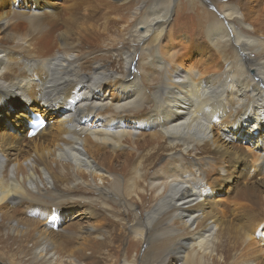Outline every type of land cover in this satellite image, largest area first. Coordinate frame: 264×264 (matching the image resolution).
Listing matches in <instances>:
<instances>
[{
	"label": "bare ground",
	"instance_id": "obj_1",
	"mask_svg": "<svg viewBox=\"0 0 264 264\" xmlns=\"http://www.w3.org/2000/svg\"><path fill=\"white\" fill-rule=\"evenodd\" d=\"M9 1L0 264H108L126 237L157 246L141 264H264L259 0L200 8L194 39L174 0ZM32 114L48 122L34 138ZM231 178L242 190L222 203ZM72 208L97 223L60 228Z\"/></svg>",
	"mask_w": 264,
	"mask_h": 264
},
{
	"label": "rangeland",
	"instance_id": "obj_2",
	"mask_svg": "<svg viewBox=\"0 0 264 264\" xmlns=\"http://www.w3.org/2000/svg\"><path fill=\"white\" fill-rule=\"evenodd\" d=\"M174 1H176V3L178 4V8L176 7L175 13L173 15V22L175 24V30H177L178 33L180 32V35H187L189 37V39H194L197 37V30H196V28H194V24H195L194 17L196 15L200 16L199 13H201L202 9L205 8L210 13H214V14L218 15V13H219L218 10L222 9L221 3L226 4L229 2H233L236 6H238L241 3H243L242 1H244V0H217V1L216 0L215 1L214 0L213 1L212 0H196V1L192 0V3H191V1H188V0H178V1L174 0ZM254 1L255 0H252L250 3L252 6L256 5ZM7 2H8L7 5L11 4V1H9V0H7ZM215 2L218 6L216 4H214ZM18 3L19 4L23 3V0H20ZM259 4L260 5H256L258 7L257 9H261L262 7H264V0H259ZM184 5H187V6L185 7ZM10 6H12V4ZM179 8H180V10H178ZM200 8H201V10H200ZM189 34H192L190 36H193V37H190ZM194 35H196V36H194ZM86 49H88V48H86ZM110 96L111 95L108 94L109 98H111ZM18 101H19V99L17 100V102ZM19 102L24 103L23 100H21ZM2 115H5V113H2ZM0 120L4 121L5 120L4 116H3V119L1 117ZM253 124L254 123L252 122L248 126H245L244 128L248 131H251V132L256 131V130H261L260 127H256V128L253 127L254 126ZM255 135H258V133L255 132ZM261 162L264 164L263 159ZM239 182H240V179L231 178L230 180H228L222 184V186L220 187V192H222L223 196H221V197L222 198L226 197L225 199H223L222 203H225V202L228 203V201L232 202V201H234L233 200L234 197H237L240 194L239 192L242 190V186ZM81 210H82V208H75V209L72 208V210L67 212V216L64 217V219L62 220V223L59 225L60 228H69V227L78 228L79 226H86L88 224H94L95 222L97 223L96 219L92 215H87L84 212L82 214H80ZM229 210L232 211L231 207L229 208ZM115 227L117 228L118 226H115ZM115 227H113V231L114 232L116 231L115 234L119 238L122 239L123 235L119 231L120 230L119 227L117 230ZM118 237H117V239H118ZM160 237H162V236H160ZM160 237H156V239H158ZM133 241H135V240H133L132 237H126V241L124 242V244H122V246L120 248H118V250H117V252H119L117 254V259H115V257L112 256V262L108 263V264H122L121 260H123V258L127 260L128 264L129 263L130 264H135V263L141 264L143 262V259L145 261V258H146L145 255L147 254V251L151 252L152 248L155 249L157 247V246L154 247L155 245H153V244L145 242V243H143L144 244L143 246L142 245L138 246L139 248L136 251L134 249H136L137 246L134 245ZM86 254L91 255V252H88ZM112 254H115V253L113 252ZM141 256H142V258H141ZM140 260H142V261L140 262Z\"/></svg>",
	"mask_w": 264,
	"mask_h": 264
}]
</instances>
